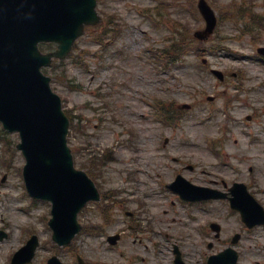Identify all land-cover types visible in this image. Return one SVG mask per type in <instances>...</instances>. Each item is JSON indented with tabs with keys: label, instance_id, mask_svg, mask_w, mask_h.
I'll return each mask as SVG.
<instances>
[{
	"label": "rangeland",
	"instance_id": "rangeland-1",
	"mask_svg": "<svg viewBox=\"0 0 264 264\" xmlns=\"http://www.w3.org/2000/svg\"><path fill=\"white\" fill-rule=\"evenodd\" d=\"M155 1L96 0L99 13L104 18L110 13L112 23L80 37L74 55L63 59L62 72L50 74L63 108L73 117L68 141L74 164L106 196L79 212L83 227L69 245L51 240L50 203L23 195L24 158L15 148L19 137L0 125V229L7 231L0 241V264H9L10 255L32 234L25 233L27 228L39 239L27 264H45L52 254L63 264H77V256L82 264H174V244L186 264H206L207 256L229 246L237 231L242 233L234 247L238 264H264V226L241 231L238 214L228 211L225 201L187 203L165 186L176 173L221 189L223 182L228 187L240 181L264 206V62L256 54V47L264 46V0H207L218 13L215 32L201 42L188 40L179 51L214 43L226 50L210 53L209 66L184 52L186 59L169 64L168 70L161 69L152 51L166 47L175 53L171 43L187 34L191 38L204 22L197 0ZM149 11L158 26L145 16ZM170 27L177 34L168 42ZM102 29L105 40L115 32L104 49L93 40ZM210 67L222 70L224 80L213 76ZM153 102L168 108L179 124L154 116ZM182 103L190 108L176 112L173 108ZM206 136L216 140L218 153ZM15 215L21 220L15 222ZM188 215L195 221L189 222ZM208 220L222 224L221 240L212 238ZM88 224L103 229L90 232L84 228ZM116 232L122 235L111 247L106 235Z\"/></svg>",
	"mask_w": 264,
	"mask_h": 264
},
{
	"label": "water",
	"instance_id": "water-1",
	"mask_svg": "<svg viewBox=\"0 0 264 264\" xmlns=\"http://www.w3.org/2000/svg\"><path fill=\"white\" fill-rule=\"evenodd\" d=\"M18 1L0 0V120L5 128L19 130L22 142L17 146L27 161L23 169L27 188L33 196L52 201L49 224L53 238L63 243L79 228L77 211L89 199L97 198V192L86 174L73 168L66 146L68 120L59 98L49 89L48 77L39 68L50 63L51 56H65L83 23H96L98 17L94 0H46L42 12L33 16L39 19L36 25L34 20L24 18L25 14L32 17L29 6L33 1ZM200 8L210 29L214 23L212 14L202 1ZM50 40L58 42V49L40 53L37 42ZM248 198H243L246 205L251 202ZM234 206L244 212L239 202ZM27 247L28 255L15 264L30 259L34 246L29 242ZM213 258L209 264H213ZM235 259L231 252L230 260L221 264Z\"/></svg>",
	"mask_w": 264,
	"mask_h": 264
},
{
	"label": "bare ground",
	"instance_id": "bare-ground-1",
	"mask_svg": "<svg viewBox=\"0 0 264 264\" xmlns=\"http://www.w3.org/2000/svg\"><path fill=\"white\" fill-rule=\"evenodd\" d=\"M12 217H13V219H14L15 222L18 221V220H21L20 216H18V215H15V216H12Z\"/></svg>",
	"mask_w": 264,
	"mask_h": 264
}]
</instances>
